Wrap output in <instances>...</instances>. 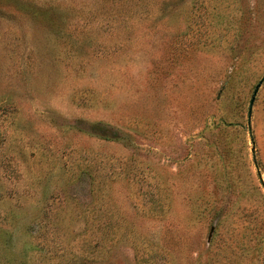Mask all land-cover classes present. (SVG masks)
<instances>
[{
  "label": "rangeland",
  "instance_id": "rangeland-1",
  "mask_svg": "<svg viewBox=\"0 0 264 264\" xmlns=\"http://www.w3.org/2000/svg\"><path fill=\"white\" fill-rule=\"evenodd\" d=\"M264 0H0V264H264Z\"/></svg>",
  "mask_w": 264,
  "mask_h": 264
},
{
  "label": "water",
  "instance_id": "water-1",
  "mask_svg": "<svg viewBox=\"0 0 264 264\" xmlns=\"http://www.w3.org/2000/svg\"><path fill=\"white\" fill-rule=\"evenodd\" d=\"M263 82H264V77L261 79V81L256 86L255 91H254V94H253V97H252V100H251V103H250V109H249V128H250V124H251L252 106H253V104L255 102L256 96H257L258 91H259L261 85L263 84Z\"/></svg>",
  "mask_w": 264,
  "mask_h": 264
}]
</instances>
